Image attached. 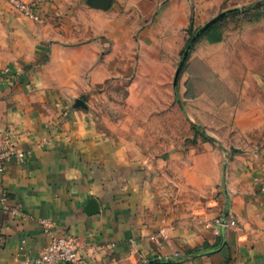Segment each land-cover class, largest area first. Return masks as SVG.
<instances>
[{
  "label": "crops",
  "instance_id": "1",
  "mask_svg": "<svg viewBox=\"0 0 264 264\" xmlns=\"http://www.w3.org/2000/svg\"><path fill=\"white\" fill-rule=\"evenodd\" d=\"M24 1L42 22L0 0V151L9 134L32 153L0 173L8 204L26 216L5 213L0 202V264L38 257L51 235L73 236L84 264L174 260L204 246L211 251L163 264H264V85L251 71H218L217 44L199 55L211 62L214 86L233 92L245 142H262L231 158L225 180L216 152L207 167L203 155L187 164L180 153L158 156L143 146L149 138L138 135L134 102L141 74L155 86L157 72L178 63L192 18L202 28L232 3L257 0H111L107 10L86 0ZM123 93L127 115L106 102ZM92 199L100 212L88 216ZM226 215L236 225L223 238L217 221Z\"/></svg>",
  "mask_w": 264,
  "mask_h": 264
},
{
  "label": "rangeland",
  "instance_id": "2",
  "mask_svg": "<svg viewBox=\"0 0 264 264\" xmlns=\"http://www.w3.org/2000/svg\"><path fill=\"white\" fill-rule=\"evenodd\" d=\"M261 1L264 0L241 3L242 5L232 3L224 8L226 9L224 11H227V9L247 7L251 11L228 15L218 22L219 24L209 36H204L208 29L200 36L192 46L178 77L176 89L174 88L176 72L186 47L193 38L188 35V31L187 44L179 55L178 63L171 71L164 69L157 72L159 80L156 81L155 86L147 78L149 73L141 74L137 82L138 94L134 96V102L139 104L138 135L143 139L149 138V142L142 143L143 146L152 149L158 156L180 153L185 156L187 164L192 163L195 156L203 155L204 165L207 167L211 166V157L216 152L219 154L220 167H224L222 169L224 180L226 179L225 169L231 158L248 149L260 148L262 142L258 144L245 142L247 138L243 134V128L234 124L236 116L233 112V92L226 85L214 86V75L210 74V71L211 73L213 71L210 68L211 62L208 60L207 64L203 63L199 55L206 51L210 43L217 44L212 48L216 50L214 54L221 57L216 66L218 71H251L256 76L258 84L264 85V5L259 8L254 7ZM193 20L194 18H192V26L195 32L200 28L194 27ZM211 37L220 39L212 42ZM206 72L209 73L206 74ZM187 74L191 76L189 91L183 96L179 89ZM196 92H202V94H196ZM108 101L110 104H117L116 113L118 110L123 115L130 113L126 109L127 104L130 103L129 94L112 95L106 102ZM110 113L114 114V111ZM134 124L136 125L135 120ZM196 125L203 128L209 137L208 140L199 133ZM173 168V171L179 172L177 163ZM154 176L161 177L159 174Z\"/></svg>",
  "mask_w": 264,
  "mask_h": 264
},
{
  "label": "built area",
  "instance_id": "3",
  "mask_svg": "<svg viewBox=\"0 0 264 264\" xmlns=\"http://www.w3.org/2000/svg\"><path fill=\"white\" fill-rule=\"evenodd\" d=\"M7 2L14 10L22 14L25 18L42 22L41 18L35 13V9L31 4L24 0H3ZM7 72V71H5ZM31 151L19 150L13 143L9 134L4 136L3 148L0 151V173H5L7 163L11 159H15L18 163H27L31 158ZM262 178L264 179V166L262 170ZM264 192V187L262 188ZM1 205L5 213L13 217H26L21 206H11L8 204L9 194L5 188L0 189ZM47 235L51 234L52 223L49 220H40ZM218 225L223 229L234 227L236 223L233 220L224 221L223 218L217 221ZM50 241L36 258H27L21 264H84V258L81 254L79 245L73 236L55 237L50 236ZM5 244L4 239L0 236V248Z\"/></svg>",
  "mask_w": 264,
  "mask_h": 264
},
{
  "label": "water",
  "instance_id": "4",
  "mask_svg": "<svg viewBox=\"0 0 264 264\" xmlns=\"http://www.w3.org/2000/svg\"><path fill=\"white\" fill-rule=\"evenodd\" d=\"M86 1H87L88 6H90L93 9H97V10H107L111 6V0H86ZM262 5H264V1L256 3L254 5V7H258V6H262ZM249 9L250 8L242 7V8H234V9H229L227 11H224L221 14H219L217 17H215L213 20L209 21L195 36H193L190 44L188 45V47H187V49L183 55L182 61H181L180 65L177 69L176 77L174 80V88L175 89L177 88L178 77L184 68L185 62L189 56V53L192 49V46L200 38V36L207 29H209L210 27H212L216 23L220 22L226 16L232 15L234 13H240V12L244 13V12H247ZM196 127L199 130L204 131L203 128L200 127L199 125H196ZM99 212H100V208H99L98 202L95 199L90 200L89 203L87 204L86 208H85V213L88 216H93V215L98 214ZM226 220H227V215L224 218V221H226ZM223 230H224V232H223V238H224L225 237V229H223ZM223 244H224V241H223ZM171 262H172V260L169 258H157V259H153V260L149 261L147 264H163V263H171Z\"/></svg>",
  "mask_w": 264,
  "mask_h": 264
},
{
  "label": "trees",
  "instance_id": "5",
  "mask_svg": "<svg viewBox=\"0 0 264 264\" xmlns=\"http://www.w3.org/2000/svg\"><path fill=\"white\" fill-rule=\"evenodd\" d=\"M259 7H261V6H258L257 8H259ZM249 11H251V10H248L247 12H249ZM237 14H239V13H234V14H232V16L233 15H237ZM219 23H217V24H215V25H213L212 27H210L205 33H204V36H209V34L213 31V29H215V27L218 25ZM201 29V28H200ZM200 29H198L197 31H193V26H191L190 27V29L188 30V35L190 36V37H193L194 36V34H196ZM216 39H220V38H215V37H211V40H212V42H214V41H217ZM190 40H191V38H190ZM189 44V43H188ZM188 46V45H187ZM187 48V47H186ZM199 130V129H198ZM199 133H201L202 134V136L205 138V139H207L208 140V136L206 135V133L204 132V131H202V130H199ZM206 250H208V247L207 246H204L202 249H194V250H190V251H188V252H186L184 255H178V256H176L175 257V259L174 260H172V261H183V260H187V259H189V258H191V257H195V256H199V255H203V253H208V252H210L211 250H209V251H206ZM204 251H206V252H204ZM213 251V250H212ZM157 258H159V256H156V258H154V259H157ZM151 260H153V259H151ZM151 260H149V261H151ZM148 261V262H149ZM147 262V263H148ZM146 263V264H147Z\"/></svg>",
  "mask_w": 264,
  "mask_h": 264
}]
</instances>
